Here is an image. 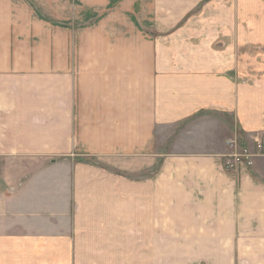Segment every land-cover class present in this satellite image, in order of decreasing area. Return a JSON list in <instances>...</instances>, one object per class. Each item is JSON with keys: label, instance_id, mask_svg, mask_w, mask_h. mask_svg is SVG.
Here are the masks:
<instances>
[{"label": "crops", "instance_id": "crops-1", "mask_svg": "<svg viewBox=\"0 0 264 264\" xmlns=\"http://www.w3.org/2000/svg\"><path fill=\"white\" fill-rule=\"evenodd\" d=\"M20 1L0 0V264H78L108 237L146 264H264L262 13L237 3L206 42L150 36L141 0H81L62 41ZM228 140L251 166L224 169Z\"/></svg>", "mask_w": 264, "mask_h": 264}, {"label": "rangeland", "instance_id": "rangeland-1", "mask_svg": "<svg viewBox=\"0 0 264 264\" xmlns=\"http://www.w3.org/2000/svg\"><path fill=\"white\" fill-rule=\"evenodd\" d=\"M165 3L164 8H167L168 12H165L162 8V4L156 3V0H141V4H147L145 8V13L142 14L144 17H152L153 20L151 21L152 28L150 30H147L146 32L150 34V36L154 35V30L156 28L160 30L161 28V35L163 36H169L173 34L174 32H180L179 36H186V37H202L206 39V42L209 40V36L211 33H214V23L217 21L225 20L226 17H229L228 19L232 20V17H234V8L238 4V12L240 15V6L241 4L244 5L246 9H248V14L250 16H256L257 14L262 13L261 15L264 17V0H193L192 7L187 10L185 13L181 14L182 9L184 8L181 0H163ZM81 0H21L18 5H25L27 6L31 5V10L35 13L41 12L44 15V18H40L41 20H44L43 22H46L48 24V27L52 25L53 27L56 26V32H60L58 35L61 37L60 39L62 41L65 40V38H68V34L72 32H77L78 26L71 22V20H75V16L78 17L77 21L79 20V17L82 18V14L84 11L80 8ZM147 2V3H146ZM49 3H56L54 6L55 9H57L58 13L55 15L54 12L49 13L48 5ZM186 3H190V0L186 1ZM159 4V5H158ZM218 7V8H217ZM227 8L226 14L224 13V8ZM160 8V9H159ZM163 10L162 12H160ZM151 12V13H150ZM54 14V15H53ZM96 14L95 12L89 16L90 21L89 23H92L95 21V19L92 17V15ZM146 14V15H145ZM156 15V19H155ZM56 16V17H52ZM141 16V18H142ZM68 17L70 19L68 20ZM231 17V18H230ZM140 18V17H139ZM124 19L130 20V18L125 15ZM257 19H259V16H257ZM132 20V18H131ZM141 20V19H140ZM72 23H70V22ZM147 23H149V20H145ZM69 22V25H68ZM79 22V21H78ZM187 27L185 28L184 26ZM214 26V27H213ZM220 24H218V27ZM156 27V28H155ZM241 28H239L240 30ZM54 30V29H53ZM71 30V31H69ZM69 31V32H68ZM248 31L252 32L253 34H250V36H255L259 30L257 29H249ZM184 32V33H183ZM183 33V34H182ZM247 33V32H246ZM229 141V140H228ZM227 141V145L230 147L229 143ZM236 147V151H230L229 153H226L223 155L224 158H222L223 165L225 162V159L228 155L234 153H242L245 155V157L242 158V163L238 166L239 168L241 166H251L252 165V157L253 154L248 149H239V142L236 141L233 145ZM235 150V149H234ZM83 161L91 162L92 164H97L96 159L93 157H87L82 158ZM102 165L101 163H99ZM238 167L229 168L226 169L224 166V169L228 172H236ZM158 169V164H156L150 171H141L139 173H136L133 175V177L137 178H144L147 175H150ZM109 170V169H107ZM128 176V174H127ZM109 242V245L112 246L111 241H113V244L115 248L110 247V249H102L101 251L97 250L95 246L92 243H90V247H92L89 253H82L79 258L78 264H80V261H85V258L88 256V264H146V255L144 252H139L132 250L131 246L128 243V237H121L117 238L108 237L104 238ZM139 247V246H138ZM134 248V247H133ZM142 248H144L142 246ZM97 250V251H96ZM84 264V263H81Z\"/></svg>", "mask_w": 264, "mask_h": 264}, {"label": "built area", "instance_id": "built-area-1", "mask_svg": "<svg viewBox=\"0 0 264 264\" xmlns=\"http://www.w3.org/2000/svg\"><path fill=\"white\" fill-rule=\"evenodd\" d=\"M235 142L236 141H233V140L228 141V143H229L230 147L233 149V151H236V147L233 146L235 144ZM243 157H245V155L242 153H234L233 152L232 154L228 155L227 158L225 159V162H224L225 168L229 169V168L238 167L242 163Z\"/></svg>", "mask_w": 264, "mask_h": 264}]
</instances>
